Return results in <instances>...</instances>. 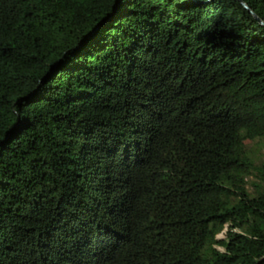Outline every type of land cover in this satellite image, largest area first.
Wrapping results in <instances>:
<instances>
[{
  "label": "trees",
  "instance_id": "1",
  "mask_svg": "<svg viewBox=\"0 0 264 264\" xmlns=\"http://www.w3.org/2000/svg\"><path fill=\"white\" fill-rule=\"evenodd\" d=\"M262 148L264 0H0V264H264Z\"/></svg>",
  "mask_w": 264,
  "mask_h": 264
},
{
  "label": "rangeland",
  "instance_id": "2",
  "mask_svg": "<svg viewBox=\"0 0 264 264\" xmlns=\"http://www.w3.org/2000/svg\"><path fill=\"white\" fill-rule=\"evenodd\" d=\"M250 144H251V146H252V149H258V148H260L259 143H257V144L250 143ZM259 152H261V153L264 152V148H262ZM259 152L255 150V153H256L257 155H260Z\"/></svg>",
  "mask_w": 264,
  "mask_h": 264
}]
</instances>
